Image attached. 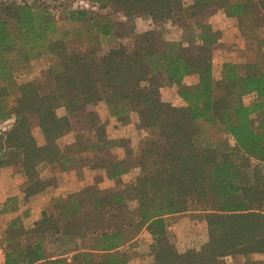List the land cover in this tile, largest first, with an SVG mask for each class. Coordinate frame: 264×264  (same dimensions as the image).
I'll return each instance as SVG.
<instances>
[{
  "label": "trees",
  "instance_id": "1",
  "mask_svg": "<svg viewBox=\"0 0 264 264\" xmlns=\"http://www.w3.org/2000/svg\"><path fill=\"white\" fill-rule=\"evenodd\" d=\"M76 1L77 7L67 11L66 19L90 32L92 45L83 50L70 48L68 37L54 38L55 21L36 3L0 1V122L7 123L0 130V151L4 152L0 174L10 168L11 176L21 175L25 197L41 190L39 166L60 162L66 153L87 148L85 133L91 128L102 138L103 126L92 127L89 109L99 102L120 120L136 112L138 127L146 132L136 154L124 138L103 141L107 149L112 142L127 146L122 160L113 153L100 159L109 169V178L135 165L142 174L123 187L118 179L115 188H86L57 199L62 232L46 211L30 228L14 227L15 218L6 235L0 231L5 264H130L120 248L140 242L143 235L132 240L142 229L149 233L151 243L149 254L139 253L138 264H227L224 256L231 252L245 256L235 264H264V260L249 257L264 252V53L254 62H224L217 78L207 59L180 57L179 47L201 36L197 28L207 36L203 41L211 44L214 34L205 18L212 0ZM94 3L111 5L131 24L124 26L121 21L122 32L115 35L116 24L108 12L89 11ZM226 6L231 15L243 16L239 20L248 23L250 30L264 24V15L258 14L264 10V0H237ZM142 16L149 24L161 22L162 28L136 31ZM180 30L178 38L172 36ZM74 34H80V29H74ZM125 37L131 38L130 44L120 41ZM100 38L110 44L105 51ZM159 39L163 40L161 53L155 48ZM40 48L57 59L47 70L52 79L50 90H41L35 80L18 83L12 77L10 61L17 56L28 61L39 56ZM191 72L199 74V81L182 83V77ZM106 82L109 85L103 88ZM165 84L176 86L181 104L160 97ZM225 98L231 101L218 104ZM246 99L251 102L245 103ZM31 114L37 117L42 144L33 134ZM71 130L77 140L63 151L57 141ZM11 198L2 202L0 212L12 209L13 204H6ZM88 204L137 210L134 231L116 229L92 237L90 248L81 251L75 263L66 260L63 254L67 252L56 258L47 256L42 246L46 233L53 229L55 238L61 232L68 240L67 225ZM182 215L204 218L207 224V239L197 249H172L179 237L171 226ZM23 234L33 235V242L28 237L21 243L18 237Z\"/></svg>",
  "mask_w": 264,
  "mask_h": 264
},
{
  "label": "crops",
  "instance_id": "2",
  "mask_svg": "<svg viewBox=\"0 0 264 264\" xmlns=\"http://www.w3.org/2000/svg\"><path fill=\"white\" fill-rule=\"evenodd\" d=\"M235 2L237 0H212L209 12L206 15L205 23L208 25L210 32H212L213 40L211 44L203 41L207 36L203 34V29L197 28L196 33L201 34L197 36L195 42L186 43L183 47H179V55L183 59H191L194 57H203L211 64V73L217 78L220 74L222 65L226 61L236 63H248L249 59L245 57L252 52L257 56L264 53V24L254 26L253 29H248L243 20L239 18L241 15H231L227 12L226 3ZM255 1V0H254ZM258 14L264 15V10ZM146 17V16H142ZM248 17H251L249 15ZM247 17V18H248ZM182 31H175L174 35L178 38V34ZM197 45L202 50L209 51V58L194 55L190 51H185V48H190L189 45ZM163 50V49H162ZM162 50L159 52L161 53ZM202 52V51H200ZM199 52V53H200ZM199 81V74L191 72L182 77V83L187 85L196 84ZM160 97L172 104H181V99L177 95V88L172 84H165L160 88ZM91 114L96 118L92 127L97 125L103 126V136L98 137V133L94 128H91L85 133V137L89 141H85L88 145L85 149H79L74 153H66L64 160L54 163H44L39 166V177L43 180V188L34 194L27 197L24 196V184L22 176H11L12 169L4 168L3 176L0 174V206L2 207L6 198L12 197L6 201V204H13L12 209L5 212H0V231L6 235L7 231L11 229L10 225L16 221L14 227L21 225L25 228H30L34 221L41 217V212L50 209L57 210V199H65L68 196L78 193L86 188H96L99 190H106L117 187V180L122 181V185L126 183L135 182L142 171L139 166H131L127 168L126 172L116 178H109V169L101 162L100 159L106 158L111 153L115 154L117 160H122L127 156V146L124 143L112 142L108 145V149L103 147V141H119L125 139L128 145L135 151L138 147L140 139L145 135V130L138 127L137 113L131 111L128 113V118L120 120L116 116L110 114L108 107L104 102H99L89 108ZM64 113V112H63ZM62 114V113H61ZM41 135V134H40ZM76 132L71 130L64 136L58 139V144L62 150L68 145H73L76 142ZM42 136V135H41ZM42 138V139H41ZM38 141L42 144L43 137ZM66 150V149H65ZM101 162V163H100ZM172 228L177 229L179 252L185 251L190 239L186 234L191 235V228L194 231L195 238L193 242L196 244L203 243L207 239V224L204 218L194 216L189 218L187 215H182L172 224ZM186 227V229L184 228ZM136 235L132 240L140 238L142 231ZM131 241V242H132ZM70 252L64 253V256L70 255ZM57 256H50L56 258ZM245 256L238 253L226 255L227 264H235L241 262ZM255 260H264V252H254L249 256Z\"/></svg>",
  "mask_w": 264,
  "mask_h": 264
},
{
  "label": "rangeland",
  "instance_id": "3",
  "mask_svg": "<svg viewBox=\"0 0 264 264\" xmlns=\"http://www.w3.org/2000/svg\"><path fill=\"white\" fill-rule=\"evenodd\" d=\"M0 1H27L28 3H36L40 6V9H45L51 14V17L55 21V27L54 28V38H65L68 46L70 48H77V49H84L88 45H92L93 40L90 39L89 34L90 32L86 30L84 26H82L79 23H72L69 22L67 17V11L70 9H75L77 7L78 3L76 0H0ZM86 1L83 3L86 5ZM93 13H109V18L111 21L115 22L116 28L114 30V34L118 35L119 32L121 33V27L122 25H119L121 21H124V26L131 24V21L129 23L125 22L124 17L121 13L115 12L114 8L111 5H108L106 7H99V4H93L92 7H90ZM88 8V9H90ZM139 27L135 25V30L143 31L146 27H154L155 29L160 30L163 26L161 22H154L149 24V19L147 17H141V20ZM80 29V34L75 35L74 29ZM126 33H129V29H125ZM93 33V32H91ZM122 43H131V38H119ZM107 38H100L99 41L101 42V47L103 48V51H105L110 44L106 41ZM190 48H185V51H190L192 54L201 55L204 57L209 58V51L202 50L197 45H189ZM155 48L157 51H161L163 49V40L159 39L156 41ZM39 56L37 57H31L28 59V61L23 60L21 57H15L13 60L10 61L11 66L13 67L12 77L14 80L18 83L26 82L35 80L39 83V87L41 90H50L51 89V82L52 79L50 75H47L48 67L52 64L56 63L57 59L55 55H53L51 52L46 51L45 48H40ZM202 51V52H200ZM200 52V53H199ZM257 55L255 52L250 53L245 58L249 59V62H254ZM264 68V66L262 67ZM109 83H103L102 86L105 88L108 86ZM231 101L230 98L220 99L218 101V104L220 105H226ZM251 102V99L245 100V103ZM29 120L31 121V127L33 134L36 138V141H40V138L42 137L40 133L36 130V124H37V117L36 115H29ZM254 119L256 120L257 117L254 116ZM96 121L95 116L92 113V123ZM4 122H0V130L2 131L3 128H5ZM38 133V134H37ZM42 139V138H41ZM4 152L0 151V159L3 160ZM93 190V189H89ZM194 207V206H191ZM195 213V212H190ZM47 214L50 219H53L56 221L57 225L61 227L62 232V226L64 225L62 222V219H60L58 215V210L56 209H48ZM194 218V216L192 217ZM138 220V212L135 209H128L125 205H115V206H103L100 208H93L91 204L86 205L81 214L76 215L74 218H72V221L67 225L68 229L70 230V238L66 240V236L62 235L61 232L58 234L57 238H55L57 234H55L54 230L47 232L45 237H43L42 246L45 251V254L47 256H55L56 254L63 253V252H70L71 254L66 256V260L70 261L71 263H75L80 259L79 253L81 251L87 250L90 248V239L94 236H98L99 234L103 232H109L114 231L116 229H126L131 231H134V228H132V225L136 223ZM187 231H191L190 234H186L187 237L190 239V242L188 241L187 246L184 248L188 249L193 247L194 249H197L200 245L199 242L196 244L194 239V231L191 228H187ZM142 238L140 242H132L130 244H124L120 248V250L123 252L124 256L129 260L130 264H138L139 253H148L149 254V246L151 243V238L148 232L142 231ZM33 242L34 237L33 235L29 236L28 234H23L19 236V241L23 244H25L28 240ZM174 240V239H173ZM179 240V239H178ZM178 240H174L172 244V249L174 251H178L179 244ZM94 254V252H93ZM152 259V258H151Z\"/></svg>",
  "mask_w": 264,
  "mask_h": 264
},
{
  "label": "built area",
  "instance_id": "4",
  "mask_svg": "<svg viewBox=\"0 0 264 264\" xmlns=\"http://www.w3.org/2000/svg\"><path fill=\"white\" fill-rule=\"evenodd\" d=\"M81 3H82V1H81ZM5 259H6V256H5V245H4V242H3V236H2V234L0 232V264H5Z\"/></svg>",
  "mask_w": 264,
  "mask_h": 264
}]
</instances>
